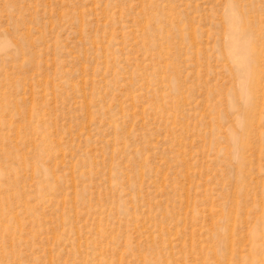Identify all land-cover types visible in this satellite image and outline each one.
Instances as JSON below:
<instances>
[{
	"label": "rangeland",
	"instance_id": "obj_1",
	"mask_svg": "<svg viewBox=\"0 0 264 264\" xmlns=\"http://www.w3.org/2000/svg\"><path fill=\"white\" fill-rule=\"evenodd\" d=\"M0 264H264V0H0Z\"/></svg>",
	"mask_w": 264,
	"mask_h": 264
},
{
	"label": "bare ground",
	"instance_id": "obj_2",
	"mask_svg": "<svg viewBox=\"0 0 264 264\" xmlns=\"http://www.w3.org/2000/svg\"><path fill=\"white\" fill-rule=\"evenodd\" d=\"M248 40H247V38H245V39H240V38H237V39H235L234 41H233V44H234V46H235V48L234 49H236L237 47L239 48V49H241V52H240V54L241 55H243V56H245V54L248 52V42H247ZM237 51V50H236ZM237 53V52H236ZM242 65H240V67H242L243 69H245V62H242L241 63Z\"/></svg>",
	"mask_w": 264,
	"mask_h": 264
}]
</instances>
